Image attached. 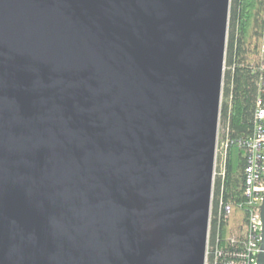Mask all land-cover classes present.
<instances>
[{"label":"water","instance_id":"water-1","mask_svg":"<svg viewBox=\"0 0 264 264\" xmlns=\"http://www.w3.org/2000/svg\"><path fill=\"white\" fill-rule=\"evenodd\" d=\"M229 12L0 0V264H205Z\"/></svg>","mask_w":264,"mask_h":264},{"label":"trees","instance_id":"trees-1","mask_svg":"<svg viewBox=\"0 0 264 264\" xmlns=\"http://www.w3.org/2000/svg\"><path fill=\"white\" fill-rule=\"evenodd\" d=\"M264 0H230L225 69L223 74L220 119L224 127L222 141L229 140L224 174H215L211 238L222 244L248 222L245 202L247 159L238 141L254 132L255 110L259 96L262 64ZM224 154L222 151V161ZM232 206L228 219L218 222L220 196Z\"/></svg>","mask_w":264,"mask_h":264},{"label":"built area","instance_id":"built-area-1","mask_svg":"<svg viewBox=\"0 0 264 264\" xmlns=\"http://www.w3.org/2000/svg\"><path fill=\"white\" fill-rule=\"evenodd\" d=\"M262 33L264 38V11ZM261 69L264 70V58ZM254 118L253 134L248 138H243L238 141L239 145L244 149L247 159L244 172L245 202L243 205L248 209V222L242 228L240 235L233 233L224 242L225 244H222L219 236L215 240H212L213 188L205 264H259V255L262 251V229L264 225L262 218V203L264 198V74L261 76L259 82V96ZM229 143L230 141L228 139L223 143L222 150L224 158L222 160V174L225 173L224 166ZM231 212V204L225 202L223 194H221L217 209L218 222L221 219H228Z\"/></svg>","mask_w":264,"mask_h":264},{"label":"rangeland","instance_id":"rangeland-1","mask_svg":"<svg viewBox=\"0 0 264 264\" xmlns=\"http://www.w3.org/2000/svg\"><path fill=\"white\" fill-rule=\"evenodd\" d=\"M263 48H264V38L262 36V62H263V58H264ZM223 132H224V127L221 123H219L218 139H217V145H216L215 166H214V176L216 173L219 174L222 171V161H220V160L222 157V151H223L222 148H223V143H224L222 141Z\"/></svg>","mask_w":264,"mask_h":264}]
</instances>
